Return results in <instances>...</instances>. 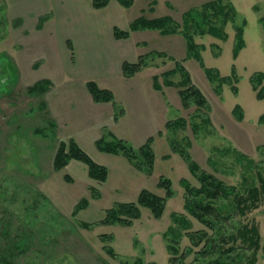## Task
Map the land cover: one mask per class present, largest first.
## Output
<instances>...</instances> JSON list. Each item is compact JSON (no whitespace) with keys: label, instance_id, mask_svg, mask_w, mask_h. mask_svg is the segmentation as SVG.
Segmentation results:
<instances>
[{"label":"rangeland","instance_id":"374dc122","mask_svg":"<svg viewBox=\"0 0 264 264\" xmlns=\"http://www.w3.org/2000/svg\"><path fill=\"white\" fill-rule=\"evenodd\" d=\"M217 1L157 0L151 13L149 0H135L130 9L120 5L123 16L117 23L120 29L128 30L130 23L143 15L149 19L171 16L181 22L183 14L195 7L200 18L205 4ZM221 3L236 9L237 24L247 22L245 48L234 59L236 30L233 23L224 24L228 12L221 13L218 4L214 11L207 10L211 18L207 25L225 28L227 40L195 35V41L205 47L201 56L206 67L217 70L220 77L230 76L235 66L239 81L233 79V83L223 85L210 81L201 62L187 55L182 35L163 37L154 31V39L145 31L129 40L110 43L107 31H103L100 38L83 42L77 30L38 32L42 29L39 25L48 21V12L38 18L39 28L38 14L26 17L22 27L24 21L11 14L6 0H0V264H135L139 260L143 264H207L222 259L224 256L217 253L211 259L198 260L205 241L197 247L190 237L200 230L213 238L220 232L208 229L186 210L181 181L201 186L191 171L194 164L232 192L217 202L218 212L228 222L223 233L256 224L264 247V123L260 121L264 100L257 99L250 81L253 74L264 73V0ZM53 4V0H46L45 11ZM51 14L57 11L53 9ZM190 32L198 34L197 29ZM68 39L75 46L74 59ZM142 40H149V46L137 48L136 43ZM151 50L183 60L193 85L185 82L181 72L175 70L178 65L168 58L156 60L138 80L125 79L122 59L131 61ZM42 80L51 81V90L39 96L31 94L29 87ZM89 81L113 91L115 98L125 103L123 107L131 112L128 118L140 123L136 131L145 126L134 136L128 125L121 127L125 132H118L129 138L133 147L142 146L140 138H147L143 145L154 139L151 175L137 170L122 156L97 149L95 142L105 131L114 134L111 124L125 114L116 121L114 113L102 122L105 117L91 99ZM134 85L143 92L127 89ZM263 86L264 81L259 89ZM188 90L200 91L205 105H200ZM181 91L187 92L189 101L181 97ZM237 106L241 109L235 114ZM51 120L56 129H52ZM70 139H75L97 163L108 167L107 182L91 179L88 167L76 160L61 171L54 170L59 143ZM162 177L172 181L174 197L167 202L161 219L144 208L142 218L132 227L97 225L108 209L117 203L136 202L144 189L164 196L165 190L158 187ZM92 187L99 198L92 196ZM237 195L247 202L243 214L236 210ZM84 198L89 206L74 215ZM175 215L183 216L189 226L177 224ZM85 222L89 228L84 227ZM175 233L180 237L176 239ZM103 235L110 237L104 240ZM251 255L252 251L238 250L226 261L251 264ZM257 257L256 264H264V252Z\"/></svg>","mask_w":264,"mask_h":264},{"label":"trees","instance_id":"16d2710c","mask_svg":"<svg viewBox=\"0 0 264 264\" xmlns=\"http://www.w3.org/2000/svg\"><path fill=\"white\" fill-rule=\"evenodd\" d=\"M89 1L92 3V7L94 9L102 10L107 8L112 0ZM116 1L126 9L132 8L135 3V0ZM149 1L150 5L148 11L153 13L155 12V7L157 6L158 2L157 0ZM221 1L223 0L206 3L204 6V14L202 13L200 18L197 16L200 11L196 7L185 12L181 19V22H183L182 24H180L181 22L171 16L149 19L143 15L135 19L130 24L128 30H122L116 27L114 29V37L118 41L127 40L130 38L132 33L141 31H157L164 37L182 35L186 41L187 55H190L191 58L201 62L200 64H202V67L205 69L210 81L214 83L219 82V85L233 83V79L238 82L239 77L237 75L236 69L234 68L235 66L233 67L232 74L225 77H220V74L217 70L206 67L201 56V52L205 47L201 46V44H198L195 41V37L197 35L201 37L210 35L217 38L218 40H227L228 34L225 32V28L220 26L218 27L214 23H210L209 26L207 25L209 23V19H211L207 13L209 11L207 10L210 9V12L212 10L214 11L216 5L218 4L217 7L220 9L221 13L224 14L226 10L228 12H226L227 14L224 16V24L227 25L228 23H233L236 30V41L233 48L234 59H236L239 56V53L245 48L246 42L244 36L247 22L244 20L241 24H237V20L239 19L236 9L230 5H223ZM170 7L173 8L172 6ZM145 12L146 10H143V13ZM204 25H207L208 30H205L206 28H204ZM196 29L198 30V34L192 35L190 31H196ZM67 45L70 52L72 53L71 57L74 59V46L70 40L67 41ZM147 45L148 44L145 42L139 44V46ZM161 58H168L170 61H174L178 65L179 69H175L176 72L180 71L183 78H185V82L191 83L193 85L188 70L183 67V60L179 61L171 58L165 51L152 50L146 54L139 55L137 61L135 62L125 61L122 64V75L125 79H132L145 69H148L156 60ZM180 72L178 73L180 74ZM165 76L168 75L165 74ZM156 79L158 80V78L155 77V83L157 84ZM250 81L253 84L254 90L257 91V99L264 100V86L259 89V85H261L264 81V73L258 72L253 74ZM51 85L52 83L50 80H42L37 82L35 85L30 86L28 91L34 95H43L51 90ZM156 87L159 89L157 85ZM87 89L94 102L98 104L112 103L116 107V121L125 114V109H123L116 102L113 91L101 88L95 81L87 82ZM180 93L181 97H184L186 101H189L190 96H195L199 99L200 105H205L206 101L201 92L198 90H188L190 96L185 95V93H187L186 91H181ZM240 109V106H237L234 110V113L238 114ZM239 118L241 119L243 116L240 115ZM260 121L261 123H264V114L261 116ZM51 124L52 129H56L57 125L55 126V123L52 120ZM38 132L42 134L40 129ZM153 143L154 139L150 138L144 145L136 149L129 141L120 139L113 133L107 131H105L103 136L95 142L97 149L101 153L122 156L126 158L134 168L149 175L153 173L155 165V153L152 148ZM73 160L82 162L88 167V174L91 179L100 183L107 182L109 178V169L107 166L97 163L75 139L61 141L54 158V170L57 172L63 170L69 166ZM192 167L193 168H191V171L197 177L201 186L194 187L191 185L190 181L186 179L181 181V184L186 191V210L189 211L190 214L198 221L206 225L208 229H211L214 232L220 229V232L216 238L208 235V233L203 230L190 234L194 246L201 247L203 241H205L204 246L201 248L200 252H198L200 257L197 259H211L218 253L224 257H222V259L211 260L207 264H236V262H227L226 258L232 257V254L238 250L243 252L252 251V255L248 261L251 264H256L258 260V253L260 251L264 252V247L261 244L262 238L259 226L256 224H247L243 227H240L236 232L229 234L223 233V229L228 222L225 217L218 212L219 207L217 206V202H220L224 196H227L232 192H230V190H228L226 186L222 182L218 181L214 176L199 169L196 164H194V166L192 165ZM158 187L165 190L164 196H160L150 190L144 189L141 191L136 202L117 203L112 208L108 209L105 218L97 223V225L110 227H132L135 221L142 218V209L144 208L151 210L155 219H161L166 211L167 202L174 197V190L172 181L164 177L160 179ZM91 192L94 198L100 197V194L97 192L96 188L92 187ZM245 201L246 199H243L241 195H237L236 210L240 214H243L247 211V202ZM88 206L89 200L86 198L82 199L76 206L74 215H77ZM174 220L177 224L184 228L189 226V223L183 216L175 215ZM83 225L86 228L90 227V224L86 222L83 223ZM175 236L176 239L180 237L179 233H175ZM106 237L110 236L103 235L104 240H108ZM172 247L173 252L177 253V248L174 245ZM185 256H187V253ZM171 262H173V260ZM135 264H143V262L142 260H139Z\"/></svg>","mask_w":264,"mask_h":264},{"label":"crops","instance_id":"0c3cea01","mask_svg":"<svg viewBox=\"0 0 264 264\" xmlns=\"http://www.w3.org/2000/svg\"><path fill=\"white\" fill-rule=\"evenodd\" d=\"M53 1H54V4L50 5V9L48 5V10L45 11L46 10V7H45L46 0H6L9 6V10L12 12L11 14L21 19V21H24L22 27H24L26 24L25 23L26 17L28 18L30 17V15H34V14L35 15L38 14L35 17L37 18L36 25L38 26L39 24L38 18L45 16V13L48 12L49 14L48 21H45V23L42 22L43 24L39 25L40 28L42 27V29L40 31L37 30L40 33L50 31V30L52 32L57 29L60 32H64V31L70 32V31L77 30L79 32V35H81L82 37V41L88 42V40H90L89 38H93V37L100 38L101 35L103 34V31H107L109 38H110V43L114 40H115V43L125 41V40L118 41L114 37V29L118 27L117 22L120 23V18L123 16V10L121 8L122 6L120 7V4L116 0H112L110 5L107 8L102 9V10L94 9L92 7V3L89 0H53ZM53 9L57 11L58 15L51 14L53 12ZM39 26L37 28H39ZM141 32H145V31H141ZM135 33H140V32H135ZM135 33H132L129 39H131ZM145 34L150 35L149 36L150 38L153 36L154 39L157 36V34H155L154 31H147ZM68 40H70L71 43L74 45L71 39H68ZM143 42L147 43L148 44L147 46H149V42H150L149 40H142L136 43L137 48L140 47L139 44ZM74 58H75V51H74ZM137 59L138 58H135L131 60L130 62H135L137 61ZM122 60H123L121 61L122 64L125 61H128L127 59H122ZM122 64H121V67H122ZM144 72L145 70L139 73L138 75H136L134 78L127 79V80H130V81L138 80L140 79L139 77ZM134 88L136 89L139 88L143 92V88H141L138 85H134L133 87L131 86L127 87L129 91L134 90ZM91 99L93 101L92 96H91ZM116 100L118 104L123 109H125V115L118 122L113 121V124H111V126L114 128V134L116 136L119 135L120 138H125L128 141H130L129 138L123 137L122 135L118 133L120 131L125 132L121 127L128 125L129 129L132 132H135L133 133V136H134V134L141 132V130L144 131L145 126L140 128L138 131H136V127L139 128L140 126L139 121L137 120V122H135L132 119H129L128 117L131 114L130 110L127 109L126 105H125L126 108H124L123 106L125 103L120 101L117 97H116ZM94 105H96L98 113L102 114L105 117L104 121L102 120V122L106 123L109 116L114 117V113H116V111L114 110V105L111 103H100V104L95 103ZM140 140L144 143V141L147 140V138H144V139L140 138Z\"/></svg>","mask_w":264,"mask_h":264}]
</instances>
